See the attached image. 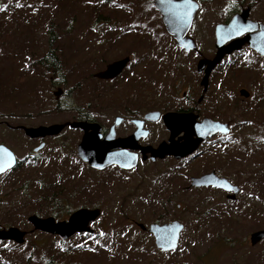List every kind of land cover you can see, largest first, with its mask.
<instances>
[{"label":"rangeland","instance_id":"rangeland-1","mask_svg":"<svg viewBox=\"0 0 264 264\" xmlns=\"http://www.w3.org/2000/svg\"><path fill=\"white\" fill-rule=\"evenodd\" d=\"M195 1L199 7L187 36L204 56L213 51L215 24L232 12L249 8L251 21L264 24V0ZM0 9V144L19 163L0 176V226L27 232L22 245L0 243V264H264V239L249 244L250 234L264 228V101L255 95L264 91V78L258 64L236 67L234 81L214 80L225 89L217 91L218 101L199 107L203 115L225 118L232 89L237 113L230 135L210 139L197 161L95 173L76 156L79 132L64 129L46 139L31 159L37 144L14 128L64 124L82 115L104 126L123 113L140 115L166 94V108L178 107L185 88L196 89L195 53L183 56L176 48L153 0H0ZM51 37L61 64L57 74L37 62ZM126 57L117 82L100 84L91 77ZM239 88L249 92L246 101L239 99ZM212 168L239 188L234 201L214 191L180 192L189 177ZM92 206L101 210L90 225L92 236L61 242L27 222L30 215L66 220ZM173 221L183 230L177 249L168 253L134 225Z\"/></svg>","mask_w":264,"mask_h":264},{"label":"water","instance_id":"water-1","mask_svg":"<svg viewBox=\"0 0 264 264\" xmlns=\"http://www.w3.org/2000/svg\"><path fill=\"white\" fill-rule=\"evenodd\" d=\"M153 5L161 16V21L166 33L174 40L176 46L186 52L193 51L194 41L187 36L191 27L193 18L198 10V5L194 0H153ZM258 24L249 19V10L243 9L231 17L227 24H219L214 29L216 55L212 60H201L197 64V70L200 71L206 65V74L221 60L225 54L237 51L244 44H247L257 53L264 57V25L260 24L259 31L255 35L251 32L257 29ZM246 34V35H245ZM244 35V36H243ZM243 36V38L238 39ZM230 43L225 45L227 42ZM129 62V58H123L114 61L105 66V69L98 72L95 77L100 80H110L118 76ZM206 79V78H205ZM61 94V90L54 92V97ZM239 95L246 98L248 93L245 90L239 91ZM158 116L157 112L151 113V119ZM150 114L145 115L149 119ZM162 120L171 132L168 142H163L157 148H142L143 155L150 153L151 161L163 159L166 156H173L175 159H181L191 155L196 151L200 143L216 134L227 135L229 130L223 123L203 119L200 123L194 121L192 115H180L168 113L163 115ZM120 119L116 118L115 125ZM136 124L141 125V121L135 120ZM65 127L83 132L80 142L76 147L77 158L86 163L91 169L103 170L110 166H117L123 170L133 169L137 162L135 155H129L116 149L128 148L130 142H134L139 136L145 133L136 131L132 136L124 139H115L113 127L104 139H101L100 127L97 123L86 122H67L64 124H54L50 126L23 127L24 135L30 139H44L46 137L58 136ZM178 132H183L181 142L174 141ZM177 133V134H176ZM39 144L33 151L37 152L43 148ZM132 148V147H130ZM134 149V148H132ZM16 166L14 154L4 145L0 144V175L13 169ZM191 187H214L225 190L229 193L227 199L235 200L239 193V188L232 185L224 178H219L215 173L210 172L201 177L191 178ZM264 204V202H263ZM100 215L99 209L80 208L72 212L66 220L56 221L52 217L41 218L36 215H30L27 222L31 225L33 231H38L51 236L67 240L75 234L93 233L90 223L95 221ZM139 229L146 230L142 224H137ZM153 237L154 246L161 252H171L177 249L180 233L183 226L176 222L167 224H151L148 228ZM26 232L15 227L0 229V241H10L16 245H22L25 242ZM264 239V228L255 231L249 236V244L255 246Z\"/></svg>","mask_w":264,"mask_h":264},{"label":"flooded vegetation","instance_id":"flooded-vegetation-1","mask_svg":"<svg viewBox=\"0 0 264 264\" xmlns=\"http://www.w3.org/2000/svg\"><path fill=\"white\" fill-rule=\"evenodd\" d=\"M197 5H198V3H197ZM248 10H249V8H248ZM240 11L241 10L232 12L228 16L227 20H225V21H223L221 23L215 24V26L213 28V39H214L213 40V51L207 53V55L204 56L201 52L196 51V48L193 51L186 52V51L178 48L175 45L176 48H178L180 50V52H181V54L183 56H187V55H189L191 53H195L196 58H197L196 64H195V72H196V75H197V78H196V81H195L196 89H193L191 87L185 88V90L178 96L179 103L180 102L182 103L180 106L175 107L173 109H167L166 108V104L170 103V100H169L170 96H169V99H168V98H166V96H167V94H166L162 98V99H165V100L162 101L161 104H158L157 102H155V104L153 106H150L147 110H144V112L141 113L140 115L135 114V113L129 114V112L128 113H123L122 116L117 115V116L112 117L108 121L107 125L101 126V125L98 124L99 127H100L101 139H104L106 137V135L109 133V131H110V129L112 127H113V131H114V134H115V139H124V138L130 137L136 131H139L140 133H145L144 136H139L136 141L129 143V146L134 148V149L128 147V148H124V149H116V150H114V152L123 151V152H126L129 155H132V154L135 155L137 164H136V166L133 169L137 168L139 163H141V164L148 163V164L151 165V164H154L156 162H163V161L173 162L174 164H176V166L178 165V168L183 167L184 165H187L189 163H193V162L197 161L202 155H204V147L208 144V141L210 139H212V138H215L217 140L218 139H224V138H226L227 136L230 135V133H231L230 123H231V120L234 117L235 113H237L234 110V106H231L232 104L230 103L231 99L236 94L234 89H232V91H230V93H228L226 95L227 96V101H225V102H226L227 106H226V109L223 110V111L226 110V114L227 115H226L225 118H223V119H215V118H210V117L204 116L203 113L201 112L202 110L199 107H201L204 103L209 102L210 99H211V103L214 102V101H218L219 100L220 95L218 96L217 91L224 90L225 86H224V84L220 85L219 83H214V80H218L220 82V81H222V79L227 78V81H234L235 75H236L235 74L236 73V67H240L239 68V70H240L242 67L243 68H247V66L252 65L253 63L254 64H258L259 65V69L263 73V78H264V57L262 55H260L259 53H257L255 50H253L251 47H249L247 44H244V45H242L240 47L239 50L232 51L229 54H225L221 58V60L207 74H206V65H204L203 68L200 71H198L197 70V64L201 60H212L215 57V55H216V49H215V46H214V44H215L214 29H215V27L217 25H219V24H227L229 22V20L231 19V17L233 15L237 14V13H240ZM249 13H250V10H249ZM160 19H161V17H160ZM257 24L259 26L261 23H257ZM262 25H264V24H262ZM258 26H257V29L255 31L251 32L250 35H255V34L258 33V31H259V27ZM243 36L239 37L238 39L243 38ZM229 43H230V41L227 42L225 45H228ZM195 47H196V45H195ZM127 65H126V67H127ZM125 68L122 70V72L118 76H116L115 78H112L110 80H100V79L96 78L95 75L98 72L95 73V74H92L91 77L95 81L99 82L100 84L115 83V82H117L119 79H121L123 77ZM100 71H102V70H100ZM263 81H264V79H263ZM198 89H200V94L197 93ZM241 90H245L248 93V96L246 98H244V97L239 95V91H241ZM230 94L232 96H230ZM237 94H238L239 99L243 100V101H246L249 98V96H250L249 92L245 88H239L238 91H237ZM255 95L257 96L259 101H262V100L264 101V91H263V89L257 90ZM221 100L224 101V97L221 96ZM156 105H160L158 109H156ZM152 112H157L158 113V116L155 119H151V113ZM168 113H175V114H180V115H188V114H190V115H192V117H194V121L197 122V123H200L203 119H209L211 121H216V122H219V123H223V124H225L227 126V128L229 130V133L227 135H225V136L220 135V134H216L215 136L206 139L205 141H203L202 143L199 144V146L197 147L196 151H194L191 155L186 156L184 158L175 159L173 156H166L163 159H155L154 161H151L150 153H146L145 155H143L141 149L142 148H146V147L155 149L161 143H163V142L167 143L168 142V140H169V138L171 136V132L169 131V129H167V127L165 126V124H164V122L162 120L163 115L168 114ZM146 114H150L149 119H145V115ZM116 118L120 119V121H119V123L117 125H115ZM135 120H138V121L142 122L140 127H139V124H136L134 122ZM74 121L86 122V123H96L88 115L79 116V118H77ZM71 122H73V121H71ZM8 128H10V127H8ZM10 129H12V128H10ZM64 129H70V128L69 127H65ZM155 129H158L157 132H155ZM14 130H15V132L19 131L23 135V132L18 127L14 128ZM70 130H73V129H70ZM73 131L79 132L81 137H82L83 132L81 130L76 129V130H73ZM54 137H57V136H54ZM54 137H46L44 139H30V138H27V137L24 136V138L26 140H28V142H30L32 144H37V146L39 144H43L44 145L43 148L45 147V140L49 139V138H54ZM182 137H183V132H180V133L178 132V134L174 137V141L181 142ZM36 147H33L32 150H31V153H32V155H30L31 159L36 158L37 157V153L40 151L39 150L37 152H34L33 150ZM81 163L85 167H88V169L94 171L95 173H102L104 171H107L110 168H112V170H116L118 172H128V171L133 170V169H131V170H123V169L118 168L115 165L107 167V168H105L103 170H95V169H91L86 163H83V162H81ZM18 164H17V166H18ZM12 170H10L8 172H11ZM8 172H6V173H8ZM210 172L215 173V175L218 176L219 178H225L223 176L218 175V173L215 171L214 168H212L208 172L206 171V172L201 173L200 175L194 176V177H201L202 175L208 174ZM6 173H4V174H6ZM191 178H193V177H189L188 180H186V182H187V184L189 186L183 187V190H180L181 193L184 190H186V191L193 190L195 192L196 191L197 192L214 191V192L219 193L226 200H228L227 196L229 195V193L226 192L225 190L214 188V187H211V186H209V187H198V188L191 187L190 186ZM225 179L229 183H231L227 178H225ZM149 207L151 208V189H150V195H149ZM177 207L179 208V205H177ZM89 209H99L100 215H101V210H100L99 206H92ZM100 215H99V217H100ZM48 217H52V216L41 217V218H48ZM52 218L55 219V217H52ZM97 219L95 221H93L92 223H90V225L93 224L94 222H96ZM56 221H58V220H56ZM134 225L139 229V227L137 226V223H134ZM9 227L10 226H7V227L0 226V229H7ZM149 227H151V222L148 224V227L146 228V230H141V229H139V230L147 231V233H148V235H149V237L151 239L152 235H151V231H149V229H148ZM22 231H24V230H22ZM36 232H38V231H36ZM39 233H41V232H39ZM26 235H27V232H26ZM85 235L92 236V235H94V231L91 234H85ZM152 239H153V237H152Z\"/></svg>","mask_w":264,"mask_h":264},{"label":"trees","instance_id":"trees-1","mask_svg":"<svg viewBox=\"0 0 264 264\" xmlns=\"http://www.w3.org/2000/svg\"><path fill=\"white\" fill-rule=\"evenodd\" d=\"M52 37L49 40L48 48L43 55L37 58L38 65L53 71L55 74L60 72L61 64L57 61L55 50L52 49Z\"/></svg>","mask_w":264,"mask_h":264},{"label":"snow or ice","instance_id":"snow-or-ice-1","mask_svg":"<svg viewBox=\"0 0 264 264\" xmlns=\"http://www.w3.org/2000/svg\"><path fill=\"white\" fill-rule=\"evenodd\" d=\"M16 6H17V7H19L20 5H19V4H17ZM0 10H3V9H0ZM2 170H3V169H0V171H2Z\"/></svg>","mask_w":264,"mask_h":264}]
</instances>
